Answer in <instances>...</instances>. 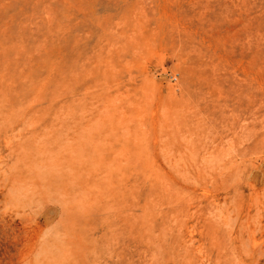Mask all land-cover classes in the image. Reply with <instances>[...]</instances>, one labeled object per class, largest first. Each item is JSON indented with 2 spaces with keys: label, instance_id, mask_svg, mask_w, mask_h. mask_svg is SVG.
I'll return each mask as SVG.
<instances>
[{
  "label": "rangeland",
  "instance_id": "374dc122",
  "mask_svg": "<svg viewBox=\"0 0 264 264\" xmlns=\"http://www.w3.org/2000/svg\"><path fill=\"white\" fill-rule=\"evenodd\" d=\"M0 264H264V0H0Z\"/></svg>",
  "mask_w": 264,
  "mask_h": 264
}]
</instances>
